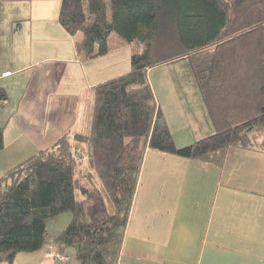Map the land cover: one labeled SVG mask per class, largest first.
Instances as JSON below:
<instances>
[{"label":"trees","instance_id":"trees-1","mask_svg":"<svg viewBox=\"0 0 264 264\" xmlns=\"http://www.w3.org/2000/svg\"><path fill=\"white\" fill-rule=\"evenodd\" d=\"M59 21L83 60L113 51L114 34L135 44L131 70L93 86L87 134L63 135L0 178V264L45 247L64 212L72 220L56 240L78 263L115 264L149 149L217 166L231 148L264 149V0H62ZM180 58L215 127L182 147L148 77ZM8 98L0 87V103Z\"/></svg>","mask_w":264,"mask_h":264},{"label":"crops","instance_id":"crops-1","mask_svg":"<svg viewBox=\"0 0 264 264\" xmlns=\"http://www.w3.org/2000/svg\"><path fill=\"white\" fill-rule=\"evenodd\" d=\"M61 3L0 0V87L9 97L0 103V178L63 135L81 133L93 86L131 68L134 45L118 37L113 51L83 60L59 21ZM184 59L148 72L180 147L215 132L193 71L152 75ZM59 233L14 264H79ZM50 248L66 259L47 257ZM115 264H264V149L231 148L222 166L149 149Z\"/></svg>","mask_w":264,"mask_h":264},{"label":"rangeland","instance_id":"rangeland-1","mask_svg":"<svg viewBox=\"0 0 264 264\" xmlns=\"http://www.w3.org/2000/svg\"><path fill=\"white\" fill-rule=\"evenodd\" d=\"M107 2L110 3V0H107ZM109 14H110V6H109ZM117 37L118 36L116 34H114L112 36V38L110 40V43L112 45L115 44V39ZM124 51H126V50H124ZM128 66L130 68L131 61L128 63ZM130 70H131V68L129 69V71ZM175 70L183 71V72H192L193 71L191 68L189 60L184 59V60H178L176 63L170 64V66H165V68H157V69L155 68V70L152 72V75L158 73L159 71H175ZM148 77H149V75H148ZM90 126H91V118H90V121H88V123H84V125L81 127V133L87 134L90 130ZM187 145H189V144H187ZM184 146H186V145H184ZM86 179H87L86 177H83L84 181ZM77 195L79 198L82 197L80 194L79 185L77 186ZM71 217H72L71 213L64 212V213L58 215L55 219L51 220L48 224L49 238L51 239V236H53V234H56L58 232L61 233L69 225L70 220H72Z\"/></svg>","mask_w":264,"mask_h":264},{"label":"built area","instance_id":"built-area-1","mask_svg":"<svg viewBox=\"0 0 264 264\" xmlns=\"http://www.w3.org/2000/svg\"><path fill=\"white\" fill-rule=\"evenodd\" d=\"M46 255H47V257L58 258V259H60V260H65V259H66L65 256H63V255H59V254L56 253V251H55L54 249H52V248L49 249V251L47 252Z\"/></svg>","mask_w":264,"mask_h":264}]
</instances>
